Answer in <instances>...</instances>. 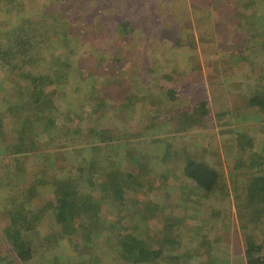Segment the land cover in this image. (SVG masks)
I'll return each instance as SVG.
<instances>
[{
    "label": "rangeland",
    "instance_id": "1",
    "mask_svg": "<svg viewBox=\"0 0 264 264\" xmlns=\"http://www.w3.org/2000/svg\"><path fill=\"white\" fill-rule=\"evenodd\" d=\"M263 15L264 0H67V5L60 0H0V124L9 129L19 123L21 130L13 142L12 138L0 141L5 153L0 154V242H6L5 231L13 223L11 210L18 212L19 202L36 213L46 206L44 202L56 199L58 186L53 180L67 181L73 175L92 172L93 185L82 175L79 183L74 176L70 179L69 188L81 190L88 200L90 195H104L91 222L84 219L91 216L89 212L79 213L74 235L75 229L55 219L46 225L41 220L37 226L29 218L18 227L23 233L25 228L37 232L30 242L33 264H118L107 238L97 231L102 230L101 223L109 235L120 221L135 226L141 218L129 214L140 211L149 221L151 235L167 238L176 235L168 224L185 218L190 209L199 210L200 218L207 221L199 244L208 239L217 243L218 263L226 255L230 264H247L245 235H254L264 246V221L255 220L264 211V195H257L252 207H244L246 196L252 195V176L264 179V167L248 168L236 159L260 156L264 149V110L251 107L254 95L264 100V49L255 37L247 43L251 32L245 24ZM64 18L66 37L57 39L50 22ZM38 35L46 41H33ZM21 39L27 41L18 48ZM178 49H188L189 63H179L180 54L172 53ZM114 57H118L116 63ZM105 63H110L117 81L132 92V100L129 106H116L114 113L110 105L104 108L119 120L112 125L118 132L108 142L111 148L99 150V133L105 128L92 130L95 119L89 114L100 102H107L106 76L103 71L96 82L90 77ZM71 69L75 75L65 81V87H57L53 98L42 96L34 87L32 78L43 77L39 80L45 86L51 82L48 77L59 79ZM80 70L90 74L86 77L89 88ZM171 88L184 102L186 116L178 113L179 103L162 94ZM34 98L40 99L43 109L32 104ZM51 102L53 108H47ZM202 102L210 111L205 118L194 115ZM44 119L53 121L60 136L38 133L35 137L37 125L42 124L37 122H50ZM118 146L126 156L124 173L129 175L123 186L129 188L124 195L101 193V185L112 180L111 174L121 182L122 173L114 174L110 161L123 155L113 152ZM51 156L56 161L50 162ZM191 156L220 173L218 190L209 200H200L204 195L198 188L180 194L182 170ZM87 158L96 164L82 166L80 162ZM28 195H33L30 201ZM247 220L254 221L260 233L247 232L251 228ZM181 236L182 241L194 239L187 231ZM3 248L0 259H9L12 245L6 243ZM164 248L172 255L164 254L166 264H207L206 259L188 257L187 248L177 253L173 244ZM178 253L174 262L169 259Z\"/></svg>",
    "mask_w": 264,
    "mask_h": 264
},
{
    "label": "trees",
    "instance_id": "2",
    "mask_svg": "<svg viewBox=\"0 0 264 264\" xmlns=\"http://www.w3.org/2000/svg\"><path fill=\"white\" fill-rule=\"evenodd\" d=\"M60 1H62L64 4L67 5V0H60ZM250 4L259 5L257 4V2L256 3L252 2ZM250 6L251 5H248L247 7H250ZM65 12H67V10H65ZM251 22L253 24L245 20V24L246 26L250 28L249 30L251 32L250 37L247 38L248 40L247 43L250 40H253V38L255 37V40L258 39L261 41V44L259 45V47L264 49V15L262 16L261 20L256 19L255 21L252 20ZM254 24H256L257 27H259L261 30L260 31L256 30L255 29L256 26L254 27ZM50 28H51V31L55 34V37L57 39L59 38V36L61 37V35L63 36V38H65L66 29H68L67 21L65 18L63 20L52 21L50 22ZM48 38L51 42V38L50 37ZM21 40L22 41L19 40L16 43L18 48L19 46H22L24 44L23 42L27 41V39H21ZM33 41H35L36 43L42 44L46 41V39H43L42 41L41 36L38 35L37 38L33 37ZM245 42L246 41L244 40L242 43L244 44ZM188 52H189L188 49L186 50L178 49L176 51H173L172 53L180 54L178 58L179 63L185 65L190 62L186 54ZM128 54L130 56L132 53H128ZM117 58L118 57H114L115 59L114 63H116ZM244 59L246 60L247 58H244ZM236 66L237 65H235V67ZM96 69H98L100 72L98 74L91 73V77L89 73L86 74L82 70H80V75L84 77L83 83H85V87L87 88H89V83L86 81V77H90L92 78L94 82H96L98 77L103 71H104L103 75L106 76L105 83H103V85L107 92V102L105 105H103V102H100L98 109L93 108L91 113L89 114V115L92 114V119L93 118L95 119L94 121L95 124L92 123V127H91L92 130L98 129L99 127H101L102 130L105 128L103 132L99 133V136L101 138H98L99 140H101L99 143L102 144L101 146H99V150H105V149L111 148V145H109L108 142L109 140L111 141L112 135H116V132H118V129H114L112 125L114 124V121L119 122V120L116 118H113V115L108 113V111L105 110L104 108H106V105H110L109 107H111V111L114 113V111L116 112V106H120L121 104H123L124 106H129L130 101L132 100V92L128 91V88L126 87V85H123V83H121L120 81H117V74L112 71L110 67V63L108 64L105 63L101 69L99 68H96ZM74 75L75 74H74L73 69H71L70 71L65 70L61 78L58 77L59 79L48 77V80H50L51 82L45 86L40 84V80H42L43 77H39L40 80L39 78H32V79L35 84L34 87L36 88V90L40 92L42 96L45 95V97L50 96L53 98L58 93L57 87H60V86L65 87V81L72 78ZM101 78H103V76ZM163 78H165V76H163ZM47 87H49V89H47ZM173 89L174 88H171L170 91L167 90L168 91L167 93H162V94L165 96V99H167L168 101L173 100L174 102L179 103L182 107L179 106L178 113L182 114L183 116H186L184 114L187 109L183 108L184 102L178 99V95H177L178 92L173 91ZM46 93L48 94L46 95ZM257 96L259 98L254 95L253 98L251 99V107L254 109L264 110V100H261L262 98L259 95ZM46 100L48 103L51 101L49 98H47ZM32 104L35 107H39L40 109H43L42 106H44L42 105L40 107L41 101L40 99H36V98L33 99ZM53 106L54 104L51 102L50 105L47 106V108H53ZM117 111H120V110H117ZM209 112L210 111H209L208 104L206 102H202L196 106L194 115L198 114V117L205 118L209 115ZM256 116L257 115L253 114V119H256L254 118ZM77 118H79L82 121V117H80V115H78ZM240 118L241 117H239L238 119ZM246 118H247V121H249V118L248 117ZM3 120L4 119H2V121ZM44 120H47L50 122L46 124L44 123L45 121L37 122V123H42L41 124L42 126L39 124L37 125V129L35 130L37 131V134L35 135V137H39L38 133L44 136L47 135L50 137L60 136L61 133H57L56 132L57 130L53 127L54 125L53 121L51 119H44ZM178 122H179L180 127L184 126V120L180 115H179ZM109 130H112V132H109ZM20 132L21 130H20L19 123H17V125L13 124L12 126L9 127V129H7L5 126L0 124V141L7 142V140L12 138L11 141L13 142L14 138L17 136V134H20ZM9 134L11 135L10 137H9ZM16 152L17 151L15 150V153ZM109 152L111 151H108L107 155H110ZM113 152L119 155L123 154L120 158L119 157L116 158L115 161L114 160L112 161V159L109 158L111 161V164L115 168L113 173L114 174L122 173L120 174L122 179L120 182V180L118 181V178L113 177V175L111 174L112 180L101 185L103 187L101 189V193H104L106 191H113L115 194L124 195L123 192H125V190L129 188L128 186L126 187L123 186V184H125V182L128 179L127 176H129V175L126 176L124 173L125 170H124L123 164H124V161L126 160V156L124 155V152L121 151L120 146H118V149L114 147ZM1 153L5 154L2 149H0V154ZM53 161H56V158L54 156H51L50 162H53ZM80 161L78 160V163ZM82 161L83 162H80L82 166L86 165L88 162L96 164L94 163L92 159L88 160V158H87V161L85 159H83ZM236 161H238L239 163H242L244 166H247L248 168L253 167L256 170H259V168L264 167V149L260 156L259 155L258 156L253 155L252 157L240 156V157H237ZM18 162H19L18 160H15L16 165L20 164ZM24 162L25 161L22 159L21 165ZM6 166H7V163H5V167ZM182 173L184 175V179L178 188L179 191H181L180 194L186 191H189L190 193V191H192L194 188L196 190L198 188L203 191L200 195H204L203 197H201L200 200H209V198H211V196L215 192H217L218 187L220 185V173L216 169L208 165V163L201 162L196 156L190 157L186 166L184 167V170H182ZM3 175L8 178L11 177L10 174H6V173H4ZM80 175H82L81 176L82 178L87 179L90 185L95 184L93 182V180H95V177L93 176L92 172H89L87 174L73 175L76 178L75 179L76 182L78 183H79L78 179H80L79 177ZM247 175H250V174H247ZM73 176L69 177L67 181H65V179L60 182H58V179L53 180L58 186L57 191H55L56 199H54V201L52 200L53 202H49V201H47V203L44 202V205L46 206L42 210H37L35 211L36 213H31L30 210H28L27 207L25 206L26 204H23L22 202H19V206L17 207L18 212L14 213L11 210L10 215H11V219L13 220V223L5 231L6 242L4 244L0 242V257L4 253L3 245H5L6 243L12 245L13 252L12 251L8 252L9 259H6V260L0 259V264H33L32 262L33 246L30 245V242L35 238V236L37 235V232L36 231L29 232L31 228H25L26 231L24 233L20 231L21 229L19 230V228L22 227L21 225H25L27 223V220L29 218H34L32 225H37V226L40 225L41 220L42 221L44 220L43 223L45 222V225H46L51 219H55L57 224L69 225L73 229H75L73 231V235L77 231L76 224H77V218L80 212H82L83 210H86L87 212L85 213L87 214L89 212L91 216L89 217L88 215V217H85L84 219L87 220V223L92 221L94 209L98 208L101 203L98 200L104 195H98L94 197L90 195V199L88 200V198H86V196L88 195L87 194L84 195V193L81 190L70 189L69 187L72 181L70 179H72ZM252 177H253V179H251L252 184L249 189L250 194L252 195L246 196V199L248 200L247 205L244 206L246 209H248L249 207H252L253 204H255L254 200L255 201L257 200L258 198L257 195H264V179L259 178L256 175ZM80 182H81V179H80ZM64 188L70 189V190L65 191ZM27 197H29L27 199H29L28 201H30V198L33 197V195H28ZM42 201H44L43 198H42ZM233 203L236 204L235 202ZM83 206L84 208H82ZM257 211H259V209H257ZM263 212H264L263 210H260L257 213V216H255V220L257 222L260 220L264 221ZM199 214H200L199 210L190 209L185 218L174 219L172 222L168 224V228L171 229L172 233L174 231L176 235L170 234V236L167 238H165L164 235L158 238L153 237L149 230V223H148L149 221L147 217H144V216L142 217V214L140 211L137 214H133V215L129 214V216L139 215L141 218L140 221L138 220V222L133 227H128L126 225L125 227L122 224L123 222L120 221V223L116 225L115 230L111 231L112 234L108 235L106 234L108 233V231L104 230L105 228H103L104 223H101L100 227L102 230L99 229L97 231L98 233H102V236L107 238V242H108L107 246H109V248L115 253L118 264H126V263H129V264L130 263L131 264H166V261L164 259L165 257L164 254L167 253L171 257L172 255H171V252L165 249L164 247L165 245H171V244L175 246L176 253L178 252L177 251L178 249L184 248L185 250V248H187L188 257L206 259L207 264H229L228 260L225 259V255L222 258V263H218V260L216 261V252H217V249H219L217 247L218 244L211 241L210 239L206 240V242L203 241L202 245L199 244V249L196 251L192 249L193 248L192 246L188 244L185 245V242L182 241L183 238L181 234L183 233V231H187L197 243H200L207 221H203V219L200 218ZM239 215L241 214L239 213ZM98 220H100V216ZM247 221H248L247 223L251 226V228L246 229L247 232L254 230V232L256 231L257 233H260V230L254 223V221L252 220H247ZM37 226L35 227V230ZM134 227H138L139 230L137 232L132 230ZM149 234L151 237H149ZM89 238L91 240L92 237H89ZM1 240L5 241L4 238H1ZM243 246H244L247 264H264V246L259 244L256 241L254 235L246 234L243 240ZM202 251H205V252L202 255H199V253ZM93 254L94 253H90V255H93ZM178 256H179V253L176 254L174 258L170 257L169 259H172L174 262L175 258H178ZM95 263L96 262H93V264ZM174 264H178V263L175 261Z\"/></svg>",
    "mask_w": 264,
    "mask_h": 264
},
{
    "label": "crops",
    "instance_id": "3",
    "mask_svg": "<svg viewBox=\"0 0 264 264\" xmlns=\"http://www.w3.org/2000/svg\"><path fill=\"white\" fill-rule=\"evenodd\" d=\"M184 242H185V245H190V246H192L193 248L192 249H194V247H198L199 246V243H197L194 239H191L190 241H186V240H183ZM225 259H227V256L225 255ZM228 260V259H227ZM228 262H229V260H228ZM229 264H230V262H229Z\"/></svg>",
    "mask_w": 264,
    "mask_h": 264
}]
</instances>
